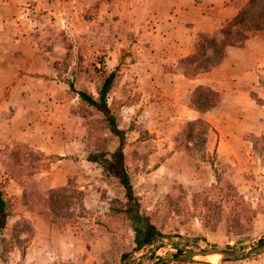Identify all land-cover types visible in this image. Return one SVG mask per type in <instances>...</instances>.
<instances>
[{
	"label": "rangeland",
	"instance_id": "rangeland-1",
	"mask_svg": "<svg viewBox=\"0 0 264 264\" xmlns=\"http://www.w3.org/2000/svg\"><path fill=\"white\" fill-rule=\"evenodd\" d=\"M47 2L30 15L35 58L10 102L29 143L0 138V264L22 263L50 228L70 229L92 264H264V248L253 252L264 247V35L226 48L216 76H195L219 98L200 116L171 53L177 0ZM108 74L105 115L75 92L96 100ZM118 149L132 201L99 162ZM51 174L64 184L45 191ZM226 184L232 203L211 189ZM207 250L234 259L187 253Z\"/></svg>",
	"mask_w": 264,
	"mask_h": 264
},
{
	"label": "crops",
	"instance_id": "crops-1",
	"mask_svg": "<svg viewBox=\"0 0 264 264\" xmlns=\"http://www.w3.org/2000/svg\"><path fill=\"white\" fill-rule=\"evenodd\" d=\"M227 2V0H177V4L174 5L176 9L171 7L169 10L172 12L169 17L170 23L178 27L175 32L177 42L174 43L172 52L169 50L173 56L181 59L191 52L189 50L190 34H216L221 25L237 11L236 5L232 2L226 4ZM51 5L52 3H48L47 0H0V138L6 139L10 136L12 143L17 141L29 143L26 132H18L14 125L16 109L15 113H12L14 109L10 102L16 85L14 80H17L19 69L35 58L34 41L29 34L34 21L31 20L30 15L35 9H39V6L45 7L49 12L52 9ZM221 63L222 61L208 74L216 76L221 71ZM200 85L195 78L184 79L181 82L185 93L188 88ZM186 109L196 113L188 106ZM8 116L11 117L8 118ZM36 149L40 152L45 151L44 148ZM54 177L55 174H51L43 178L45 191L63 186L65 179L57 182ZM47 234L49 237L43 239L33 237L27 240L25 252L22 257L18 254L19 258L17 257L16 260L19 261L21 258L23 264H33L32 262L34 264H92L93 258L89 253L84 254L81 247L78 248L77 237L70 232V229L61 232L50 228Z\"/></svg>",
	"mask_w": 264,
	"mask_h": 264
},
{
	"label": "trees",
	"instance_id": "trees-1",
	"mask_svg": "<svg viewBox=\"0 0 264 264\" xmlns=\"http://www.w3.org/2000/svg\"><path fill=\"white\" fill-rule=\"evenodd\" d=\"M257 35H264V0H244L243 5L229 20H226L221 25L216 34H197L195 36L192 51L178 61L180 74L187 79H193L200 73L208 72L220 64L225 56L227 47L240 46L247 39ZM112 79L113 74H108L103 79L96 100L82 92H75V94L79 97V100L84 101L88 106H92L106 115L108 111L105 97ZM68 86L72 90V86L70 84ZM218 100V94L210 88L196 86L190 92L188 108L201 116L203 112L212 108ZM200 118L198 117L194 121L188 122L187 125L205 124ZM210 131L215 134L211 128ZM97 160L96 157H89L87 161L97 163ZM99 162L111 173V176L117 179L124 191L125 199L132 201V188L125 177L120 149L112 152L109 159H99ZM211 189L213 193L223 192L221 198L228 203H232L234 192L229 184L223 187L213 186ZM53 190L50 189V191ZM52 195V192H49V196ZM8 205V200L0 192V232L5 228L6 221L10 216Z\"/></svg>",
	"mask_w": 264,
	"mask_h": 264
},
{
	"label": "water",
	"instance_id": "water-1",
	"mask_svg": "<svg viewBox=\"0 0 264 264\" xmlns=\"http://www.w3.org/2000/svg\"><path fill=\"white\" fill-rule=\"evenodd\" d=\"M239 245H241V244H238V246ZM263 248L264 247L256 248L255 250H253V252L262 250ZM187 253H188L189 256L209 255V254H212V253H216V254H218L219 256H222L225 259H234L233 256H231V255H229V254H227L225 252H222V251H211V250H207V251H201V252H187Z\"/></svg>",
	"mask_w": 264,
	"mask_h": 264
},
{
	"label": "bare ground",
	"instance_id": "bare-ground-1",
	"mask_svg": "<svg viewBox=\"0 0 264 264\" xmlns=\"http://www.w3.org/2000/svg\"><path fill=\"white\" fill-rule=\"evenodd\" d=\"M215 253H212V255H214ZM210 255V254H209ZM217 255V254H216Z\"/></svg>",
	"mask_w": 264,
	"mask_h": 264
}]
</instances>
